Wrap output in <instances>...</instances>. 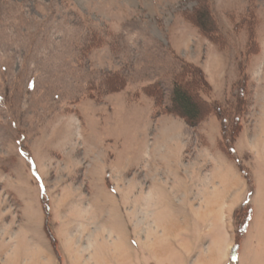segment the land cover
<instances>
[{
	"label": "rangeland",
	"instance_id": "1",
	"mask_svg": "<svg viewBox=\"0 0 264 264\" xmlns=\"http://www.w3.org/2000/svg\"><path fill=\"white\" fill-rule=\"evenodd\" d=\"M183 65L221 108L194 127ZM238 256L264 264V0H0V264Z\"/></svg>",
	"mask_w": 264,
	"mask_h": 264
},
{
	"label": "trees",
	"instance_id": "2",
	"mask_svg": "<svg viewBox=\"0 0 264 264\" xmlns=\"http://www.w3.org/2000/svg\"><path fill=\"white\" fill-rule=\"evenodd\" d=\"M193 17L195 20H193V18L192 21L190 20L191 18L187 20L199 30L201 35L209 38V33L211 31L207 29L210 26V17L206 9L203 7L196 10L193 13ZM200 76L201 72L197 68H191L187 65L180 66L176 77L172 81L170 102L168 107L164 108L165 114L176 115L192 127L196 126L211 113H214L217 116V113L221 115V108H219L216 103H208L200 97ZM186 78L187 80H185ZM144 92L146 96L153 98L156 97L155 103L157 107L161 105L160 98L162 96V91L160 89V85L155 84L153 86L146 87L144 88ZM239 94H241V96L244 95L243 86L239 90ZM243 209L244 206H242L239 211L241 212ZM248 214L249 209L246 207L243 221L239 224V227L241 228L238 229V234H241L244 231Z\"/></svg>",
	"mask_w": 264,
	"mask_h": 264
},
{
	"label": "crops",
	"instance_id": "3",
	"mask_svg": "<svg viewBox=\"0 0 264 264\" xmlns=\"http://www.w3.org/2000/svg\"><path fill=\"white\" fill-rule=\"evenodd\" d=\"M237 264H242V258L238 256Z\"/></svg>",
	"mask_w": 264,
	"mask_h": 264
}]
</instances>
